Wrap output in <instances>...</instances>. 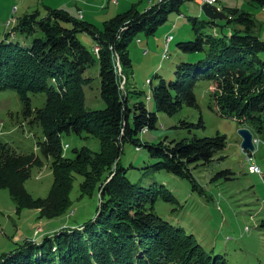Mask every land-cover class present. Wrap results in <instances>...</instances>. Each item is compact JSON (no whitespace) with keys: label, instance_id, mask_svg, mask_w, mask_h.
Listing matches in <instances>:
<instances>
[{"label":"trees","instance_id":"obj_1","mask_svg":"<svg viewBox=\"0 0 264 264\" xmlns=\"http://www.w3.org/2000/svg\"><path fill=\"white\" fill-rule=\"evenodd\" d=\"M187 1L163 0L144 13L130 10L107 20L103 29L64 9L49 8L44 16L36 9L25 14L14 31L31 37L27 46L10 40L11 32L4 33L0 40V90H15L25 120L42 128L38 147L42 154L53 157L55 182L46 197L32 199L22 184L21 165L3 160L27 157L17 158L14 148L0 141V188H9L18 206L40 208L42 216L52 219L71 208L70 193L77 173L84 178L81 196L96 194L98 205L95 216L82 226L62 229L42 241H25L20 249L2 254L0 264H228L224 254H210L193 234L157 214L154 204L158 196L152 188L134 184L120 158L125 142L138 148L143 127L152 129L158 122L156 112L143 100L129 104V77L124 72L132 66L129 45L139 33L155 32L172 12L180 13ZM250 1L264 7V0ZM224 12L237 26L229 34L179 42L178 48L184 52L207 50L208 56L194 63H179L175 80L156 74L159 82L149 98L158 111L173 115L185 105L198 106L191 80L207 79L214 82L211 100L221 115L255 134H264V40L254 33L251 13L230 7ZM79 32L93 38L98 54L79 39ZM96 65L106 107L88 109L84 85L89 77L85 74ZM30 94L44 96L43 106H33ZM199 123L204 126L202 118ZM69 132L97 138L99 149L84 145L67 156L63 137ZM226 145L227 136L218 133L195 136L189 142L145 146L151 156L161 158L155 164L157 169L185 176L189 164L212 161Z\"/></svg>","mask_w":264,"mask_h":264},{"label":"rangeland","instance_id":"obj_2","mask_svg":"<svg viewBox=\"0 0 264 264\" xmlns=\"http://www.w3.org/2000/svg\"><path fill=\"white\" fill-rule=\"evenodd\" d=\"M162 1L0 0V40L4 33L11 32L10 40L27 46L31 37L26 38L14 31L19 20L36 9L40 16L46 15L49 8L64 9L103 29L104 23L118 14L130 10L144 13ZM213 5L222 11L230 7L251 13L255 20L254 33L264 40V7L260 4L250 0H221ZM113 10L114 15L111 13ZM226 13L229 14L228 11ZM236 26L227 18H209L201 5L189 0L181 6L180 13L172 12L155 32H141L130 43L128 50L132 66L124 69L129 77L126 84L129 104L143 100L150 111L156 112L158 122L155 128L143 127L138 148L132 142H125L120 158L122 165L127 167L129 179L141 189L152 188L158 196L154 211L171 224L193 234L207 252L224 254L228 264H264V134L253 133L254 151L242 148L243 140L238 132L242 126L216 110L211 100L214 82L207 79L191 80L198 106L185 105L173 115L158 111L154 100L149 98L152 87L159 82L156 74L167 81L175 80L179 63H194L208 56L207 50L184 52L178 48L179 42L207 37L208 34H229ZM168 36H172L170 41ZM78 37L98 54L99 47L94 45L90 35L79 32ZM116 64L118 75L123 79L120 64ZM85 76L89 77V83L84 85L85 106L88 109L105 108L106 103L100 95L98 66H91ZM121 87L124 88V81ZM134 89L144 92L135 94ZM30 97L33 106H43L44 96L30 94ZM22 111L23 103L15 90H0V141L9 143L17 152V158L27 157L20 161L14 158L3 160L21 165L24 189L32 199H38L46 197L55 182L53 157L42 154L38 141L43 138V130L25 120ZM200 118L204 126L200 125ZM218 133L227 136L226 147L208 163L189 164L185 176L175 175L165 168L157 169L155 164L161 158L151 156L145 146L161 142L169 145L173 140L189 142L195 136L211 137ZM63 140L67 156H73L74 149L84 145L94 150L100 146L97 138L86 133L69 132L64 134ZM252 165H259L262 172H250ZM74 175L71 208L66 214L52 219L42 216L40 208L25 207L23 203L18 206L10 189L0 188V257L20 249L25 241H42L62 229L80 227L95 216L98 196H81L80 185L84 178L77 173ZM148 205H152L151 200Z\"/></svg>","mask_w":264,"mask_h":264},{"label":"water","instance_id":"obj_3","mask_svg":"<svg viewBox=\"0 0 264 264\" xmlns=\"http://www.w3.org/2000/svg\"><path fill=\"white\" fill-rule=\"evenodd\" d=\"M203 11L211 19H223L226 18V14L219 9L216 5L204 4ZM239 134L242 137V148L245 150L254 151L255 144L253 143V132L248 127H242L239 129Z\"/></svg>","mask_w":264,"mask_h":264},{"label":"built area","instance_id":"obj_4","mask_svg":"<svg viewBox=\"0 0 264 264\" xmlns=\"http://www.w3.org/2000/svg\"><path fill=\"white\" fill-rule=\"evenodd\" d=\"M218 1H221V0H198L199 3L201 4H215L217 3ZM172 37L168 36V41H170ZM250 172L254 173V172H258L260 173L261 172V169H258L257 167H255V165H252L250 166Z\"/></svg>","mask_w":264,"mask_h":264},{"label":"crops","instance_id":"obj_5","mask_svg":"<svg viewBox=\"0 0 264 264\" xmlns=\"http://www.w3.org/2000/svg\"><path fill=\"white\" fill-rule=\"evenodd\" d=\"M195 2L198 3L199 5H201L202 8H203V4L199 3L198 0H197V1L195 0ZM110 10H111V9H110ZM189 10H191V9H189ZM26 13H28V12H26ZM111 13H113V15H114L115 11L113 10V11H111ZM259 37H260V36H259ZM183 58H186V59H193V58H190V57H187V56H184ZM212 87H214V86L212 85Z\"/></svg>","mask_w":264,"mask_h":264},{"label":"bare ground","instance_id":"obj_6","mask_svg":"<svg viewBox=\"0 0 264 264\" xmlns=\"http://www.w3.org/2000/svg\"><path fill=\"white\" fill-rule=\"evenodd\" d=\"M197 1V0H196ZM172 37V36H171ZM172 39V38H171ZM258 143V142H257ZM255 167H257L258 169H260V167L259 166H257V165H255Z\"/></svg>","mask_w":264,"mask_h":264}]
</instances>
